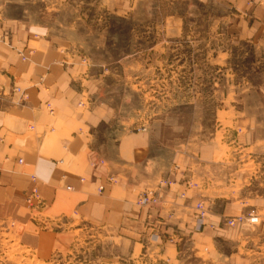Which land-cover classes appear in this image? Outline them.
<instances>
[{
	"label": "rangeland",
	"instance_id": "rangeland-1",
	"mask_svg": "<svg viewBox=\"0 0 264 264\" xmlns=\"http://www.w3.org/2000/svg\"><path fill=\"white\" fill-rule=\"evenodd\" d=\"M3 1L9 16L37 24L38 34L64 37L81 49L86 69L72 77L74 89L87 108L100 102L112 108L110 131L150 129L160 157H170L181 143L203 156L204 177L190 182L201 189L194 232L207 225L211 200L216 208L231 202L241 209L222 218L218 235L205 244V237H175L168 253L90 225L54 237L44 253L21 240L18 221L0 218V264H264V132L254 140L251 135L250 145L245 133L259 127L232 122L250 118L264 127V37L251 44L229 40L223 24L214 21L221 7L195 0H143L125 15L100 9L93 0ZM173 24L179 29L170 34L166 28ZM151 192L156 201L147 203L156 204L159 197ZM37 197L34 185L29 207H43L29 201ZM250 216L258 217L256 224Z\"/></svg>",
	"mask_w": 264,
	"mask_h": 264
},
{
	"label": "crops",
	"instance_id": "crops-1",
	"mask_svg": "<svg viewBox=\"0 0 264 264\" xmlns=\"http://www.w3.org/2000/svg\"><path fill=\"white\" fill-rule=\"evenodd\" d=\"M141 1L92 3L125 15ZM195 1L221 7L222 15L214 21L223 24L229 40L251 44L264 37V0ZM7 7L0 0V218L18 221L21 240L44 253L53 248L54 237L85 225L130 243H154L164 253L173 249L175 237H205V244L218 235L219 221L241 207L227 202L216 208L211 200L207 225L194 232V202L201 189L190 182L201 183L207 164L203 156L191 154L190 145L181 143L170 157H160L150 129L110 131L112 108L101 102L87 108L74 89L72 77L86 69L81 49L70 47L64 37L38 34L37 24L9 16ZM178 29L176 24L166 28L170 34ZM232 122L259 127L253 134L246 131L250 145L251 135L254 140L264 132L263 123L254 119ZM30 176L35 177L38 197L29 201H42L43 207L28 205L34 186ZM146 190L157 193L156 204H136Z\"/></svg>",
	"mask_w": 264,
	"mask_h": 264
},
{
	"label": "built area",
	"instance_id": "built-area-1",
	"mask_svg": "<svg viewBox=\"0 0 264 264\" xmlns=\"http://www.w3.org/2000/svg\"><path fill=\"white\" fill-rule=\"evenodd\" d=\"M151 194H152L151 190H148L145 193L140 194L139 199H138V203L140 205H145V203H147V202H155L156 201L155 196L151 195ZM250 217H251L250 218L251 223L256 224L258 217H255V216H250ZM240 220H241V218L238 217L235 220L229 221L228 223L230 225H234L237 221H240Z\"/></svg>",
	"mask_w": 264,
	"mask_h": 264
}]
</instances>
